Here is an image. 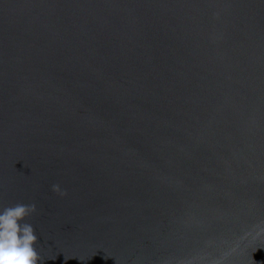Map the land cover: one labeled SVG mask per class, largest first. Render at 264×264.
Listing matches in <instances>:
<instances>
[{
  "label": "water",
  "instance_id": "1",
  "mask_svg": "<svg viewBox=\"0 0 264 264\" xmlns=\"http://www.w3.org/2000/svg\"><path fill=\"white\" fill-rule=\"evenodd\" d=\"M17 203L43 264H264V0H0Z\"/></svg>",
  "mask_w": 264,
  "mask_h": 264
},
{
  "label": "clouds",
  "instance_id": "2",
  "mask_svg": "<svg viewBox=\"0 0 264 264\" xmlns=\"http://www.w3.org/2000/svg\"><path fill=\"white\" fill-rule=\"evenodd\" d=\"M52 191L66 195L58 184L52 185ZM35 211V204L0 207V264H43L35 247L39 238L33 226L25 222Z\"/></svg>",
  "mask_w": 264,
  "mask_h": 264
}]
</instances>
